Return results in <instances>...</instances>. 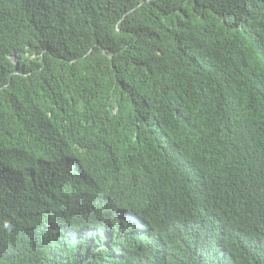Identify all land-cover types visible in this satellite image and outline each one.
Wrapping results in <instances>:
<instances>
[{
	"label": "trees",
	"instance_id": "16d2710c",
	"mask_svg": "<svg viewBox=\"0 0 264 264\" xmlns=\"http://www.w3.org/2000/svg\"><path fill=\"white\" fill-rule=\"evenodd\" d=\"M0 264H264V0H0Z\"/></svg>",
	"mask_w": 264,
	"mask_h": 264
},
{
	"label": "clouds",
	"instance_id": "9594fccd",
	"mask_svg": "<svg viewBox=\"0 0 264 264\" xmlns=\"http://www.w3.org/2000/svg\"><path fill=\"white\" fill-rule=\"evenodd\" d=\"M102 201V200H101ZM101 201H96V202H94V201H92V202H89V203H86V204H83L82 205V208H83V210H82V213H81V215H80V217L79 218H81V216L88 210V209H90L91 207H93V206H96V205H98ZM116 246H120V245H116ZM116 246H115V248H114V254L115 255H113V256H115V257H117V252H118V249L116 248ZM123 248H124V246H122ZM109 262V260H106V262L105 263H108Z\"/></svg>",
	"mask_w": 264,
	"mask_h": 264
}]
</instances>
